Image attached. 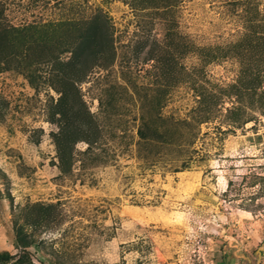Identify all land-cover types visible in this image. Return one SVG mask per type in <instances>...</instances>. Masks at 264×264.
<instances>
[{
	"label": "rangeland",
	"instance_id": "1",
	"mask_svg": "<svg viewBox=\"0 0 264 264\" xmlns=\"http://www.w3.org/2000/svg\"><path fill=\"white\" fill-rule=\"evenodd\" d=\"M0 251L264 264V0H0Z\"/></svg>",
	"mask_w": 264,
	"mask_h": 264
},
{
	"label": "trees",
	"instance_id": "2",
	"mask_svg": "<svg viewBox=\"0 0 264 264\" xmlns=\"http://www.w3.org/2000/svg\"><path fill=\"white\" fill-rule=\"evenodd\" d=\"M95 21L93 22L94 24V28L95 30H92L91 33H89L88 35V42L86 41V45L83 46V48H79L76 52L72 51V54L77 55V53H80L82 57H92V56H96L99 55L100 53H102V50L100 48H96V40H98L99 42L102 41L103 38V30L106 31V26L105 24H103L104 22H106L105 20H102L101 16L97 19H94ZM44 26V25H43ZM32 27H34L33 25H28L25 27V30H23L24 32H29L28 29H31ZM37 28V27H36ZM35 28V35L32 34L33 36L29 35L32 39L31 43H28L27 48H26V53L27 55H31L32 53H35L34 50H38V48L40 47V51L43 53V51L45 49H43V46L41 44H39V40H38V35H36L37 29ZM43 35V34H42ZM62 36V35H61ZM68 36V35H67ZM87 37V34H86ZM66 38V39H65ZM71 38L69 37H62L63 41L69 40ZM85 41V40H84ZM55 42V41H53ZM41 43V41H40ZM45 43V41H44ZM47 43V41H46ZM92 44V45H88V44ZM56 45L58 46V41H56ZM60 46V45H59ZM36 50V51H37ZM68 50V49H67ZM34 51V52H33ZM52 52V51H51ZM35 54H40V53H35ZM59 54L55 55L54 54V58L58 57ZM94 66V65H93ZM93 66L89 67L88 69H92ZM151 129V126H150ZM153 131H155V129H153ZM145 135H142V137H144ZM13 256L11 253H9L8 251H0V262H3L5 264H7L9 261H11L13 259Z\"/></svg>",
	"mask_w": 264,
	"mask_h": 264
}]
</instances>
